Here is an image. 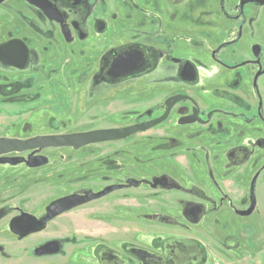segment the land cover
<instances>
[{"label": "flooded vegetation", "instance_id": "af4514ba", "mask_svg": "<svg viewBox=\"0 0 264 264\" xmlns=\"http://www.w3.org/2000/svg\"><path fill=\"white\" fill-rule=\"evenodd\" d=\"M43 1L57 11L61 22L26 0L0 3V36L8 35L0 39V93L17 95L23 87L19 77L29 72L26 82L48 78L43 88L52 94L61 90L62 98H54L55 103L66 106L67 96L79 102L87 85L91 91L110 87L107 98L94 100L97 109L112 107L114 90L136 96L138 109L132 123L96 130L143 125L167 113L154 127L107 143L142 134L141 162L147 168L139 167L143 174L159 171L151 177L144 174L138 185L159 195L177 194L174 208L180 212L155 217L161 223L185 222L202 228L192 230L193 236L187 230H173L167 237L156 233L140 243L129 242L125 233L117 241H98L90 233L91 258L86 263L264 264V0ZM80 10L89 13L83 22L78 19ZM43 25L48 32H41ZM50 25L58 28L61 39L48 38ZM22 27L27 34L19 38ZM66 42H74V55L65 53ZM20 52H25V59ZM68 71L75 76V86L50 80ZM17 98L4 102L16 111L8 116H17ZM30 103L26 97L23 111L28 112ZM29 152L34 151L1 155L0 166L15 164L7 155ZM151 160L152 167L146 165ZM190 170L198 174L197 183L190 180ZM32 186L7 187L12 192L0 208V264H81L75 250L87 242L78 225L74 222L58 230L52 224L126 188L122 182L90 191L98 194L115 188L84 203L81 198L89 190L60 197L38 215L26 205ZM69 197L66 209L54 215V203Z\"/></svg>", "mask_w": 264, "mask_h": 264}, {"label": "rangeland", "instance_id": "374dc122", "mask_svg": "<svg viewBox=\"0 0 264 264\" xmlns=\"http://www.w3.org/2000/svg\"><path fill=\"white\" fill-rule=\"evenodd\" d=\"M87 14L89 13L85 10H80L78 19L83 22ZM69 18L72 20V15ZM39 29L41 32L47 31L44 25ZM57 29L50 25L48 38L61 39L59 33L56 34ZM25 34H27V28L22 27V32L17 37L23 38ZM37 37L47 38L40 35ZM1 38L7 39L8 35L2 34ZM73 45L74 42H66L65 46L68 47H65V53L68 54L71 51L74 55L76 47H72ZM28 73L24 72L22 77H19V82L23 87L17 90V95L6 93L5 90L1 92L2 94L0 93V137L29 139L42 135H63L116 128L129 125L137 114L139 100L136 96H124L117 90H114L112 94V107L99 105L98 109L94 108V100L101 102L107 98L109 95L105 97L106 90L110 87L91 91L90 86L87 85L82 90L79 102L73 95H69L67 106L61 101L55 103V99L62 98V91H57L53 96L54 94L46 90L47 88H43L47 86L43 80L48 78H35L32 83L26 82L25 75L27 76ZM50 80L62 81L65 86L76 84L75 76L69 71L63 75L52 76ZM116 88L118 87L114 86V89ZM15 96L19 100V112L17 116H8L6 113L13 114L16 111L3 104L11 101ZM26 97L32 100V103L28 104V112L23 111L26 107L23 104ZM127 101L131 104L127 105ZM151 134L153 132L147 135ZM142 137V134H138L123 142L98 144L76 151L61 148L7 155L8 159L14 161L15 164L10 167L0 166V208L6 204V199H9L12 191L7 187L11 183L34 185L26 205L29 210H34L35 214L39 215L44 206L60 197L81 194L86 190L97 192L104 187L123 182L126 185L124 190L67 213L57 219L52 227L61 230L64 226L73 225L75 222L78 230L82 231L81 235L89 243L91 235L97 236L98 241H105L107 238L117 241L122 240L121 233H125L124 236L129 238V242L140 243L143 237L156 233L167 237L173 230H187V232L194 229L202 230L200 224L193 226L185 222L161 223L155 217V215H177L180 212L174 208L176 199L173 200V198L177 194L167 192L159 195L157 190L138 185L142 180L141 176L145 174L151 177L159 171L156 169L157 172H155L151 169L152 171L147 170L143 174L142 170L147 167L141 162L145 157L140 151L145 140ZM26 162L29 164L24 165ZM153 162L151 160L146 165L152 167ZM129 180H135L137 185L127 184ZM176 202L181 203L180 200ZM8 204L7 206L10 205ZM109 232L112 234L109 235ZM193 235L195 234L191 232L190 236ZM89 243L82 244L80 249L75 250L78 251L75 256L81 260V264L90 263L91 246L88 245Z\"/></svg>", "mask_w": 264, "mask_h": 264}, {"label": "water", "instance_id": "95a60500", "mask_svg": "<svg viewBox=\"0 0 264 264\" xmlns=\"http://www.w3.org/2000/svg\"><path fill=\"white\" fill-rule=\"evenodd\" d=\"M3 1L5 0H0V3ZM26 1L29 4L40 8L51 20H54L58 23L61 22L60 15L57 13V11L52 9V7L47 2L43 0ZM25 52H20V57L23 59H25ZM166 115L167 113L162 118L147 124L121 129L95 130L84 133H72L65 135L38 136L28 140L0 138V156L11 152L22 153L27 151L56 148H71L74 150H78L89 145L119 141L128 138L132 134L142 132L154 127L155 125L161 123L165 119ZM132 184H135V182H132ZM114 189L115 188L113 187L107 188L98 194H93L92 192L87 191L86 194L81 198V203L103 197L108 192H111ZM69 199L70 197L61 199L54 203L53 207L57 208V212L54 213V215L66 209L65 205L68 204ZM54 215L49 216V218L53 217Z\"/></svg>", "mask_w": 264, "mask_h": 264}, {"label": "crops", "instance_id": "0c3cea01", "mask_svg": "<svg viewBox=\"0 0 264 264\" xmlns=\"http://www.w3.org/2000/svg\"><path fill=\"white\" fill-rule=\"evenodd\" d=\"M198 141V140H197ZM198 142H201V141H198ZM188 176H189V178H190V180H195L194 182L195 183H197L198 181H199V179H198V174L197 173H195V171H193V170H190L188 173ZM196 175H197V179H196ZM172 176V175H171ZM174 176V175H173ZM204 176V175H203ZM202 182H204L203 181V179H202Z\"/></svg>", "mask_w": 264, "mask_h": 264}]
</instances>
